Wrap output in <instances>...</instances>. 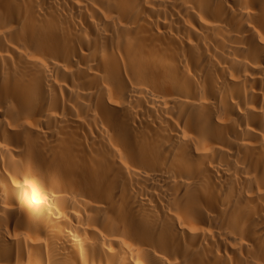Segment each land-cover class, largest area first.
<instances>
[{
	"label": "bare ground",
	"instance_id": "1",
	"mask_svg": "<svg viewBox=\"0 0 264 264\" xmlns=\"http://www.w3.org/2000/svg\"><path fill=\"white\" fill-rule=\"evenodd\" d=\"M0 264H264V0H0Z\"/></svg>",
	"mask_w": 264,
	"mask_h": 264
}]
</instances>
